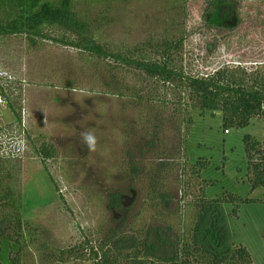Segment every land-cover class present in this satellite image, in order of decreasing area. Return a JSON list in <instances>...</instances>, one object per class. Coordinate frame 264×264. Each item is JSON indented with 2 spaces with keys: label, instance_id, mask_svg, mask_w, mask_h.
Listing matches in <instances>:
<instances>
[{
  "label": "rangeland",
  "instance_id": "1",
  "mask_svg": "<svg viewBox=\"0 0 264 264\" xmlns=\"http://www.w3.org/2000/svg\"><path fill=\"white\" fill-rule=\"evenodd\" d=\"M205 6L204 0H72L86 34L109 49L150 50L152 42L184 38L174 61L188 73L264 64V0H242L238 18L216 19L218 25L206 24ZM41 34L0 37V193L20 196L22 218L21 229L9 227L12 239H0L2 264H98L90 248L103 246L123 221V230L141 240L160 226L172 238L189 237L203 200L229 193L254 200L240 203L238 216L232 203L224 206L232 241L264 264V186L251 190L244 142L251 134L264 145L263 119L226 132L221 112L194 109L186 147L178 148L182 118L169 108L160 119L167 131L156 139L166 148L164 165L160 156L143 158L138 131L128 136L126 128L153 116L140 118L109 86L114 78L135 83L134 75L61 44L58 26L45 25ZM84 128L97 136L96 152L82 145ZM45 146L53 155L44 160L37 150ZM115 192L122 194L119 210L111 204ZM6 203L0 199V213Z\"/></svg>",
  "mask_w": 264,
  "mask_h": 264
},
{
  "label": "trees",
  "instance_id": "2",
  "mask_svg": "<svg viewBox=\"0 0 264 264\" xmlns=\"http://www.w3.org/2000/svg\"><path fill=\"white\" fill-rule=\"evenodd\" d=\"M204 1L206 24H216V19L238 18L237 9L242 0ZM45 25L64 30L65 35L58 40L61 44L72 45L99 58L111 60L115 63L113 72L124 70L134 75L135 83L114 78L109 86L111 93L124 99L129 109L138 110L140 118L153 116V122L144 120L139 125L131 120L126 128L128 136L138 131L137 136L143 143L140 148L143 158L152 154L160 156L162 164L165 162L166 148L158 146L156 139L167 131L160 119L169 108L174 110L173 114L178 113V118H182L179 127L182 138L177 144L178 148L186 147L194 123L191 114L194 109L221 112L226 131L230 127L248 126L254 118L264 121V64L249 71L239 65L224 66L206 75L192 74L183 67H177L174 61L184 38L152 42L149 44L150 50L115 51L86 34L88 24L72 10V0H0V37L20 33L43 35L41 31ZM9 106L16 113L11 103ZM16 115L21 121L20 114ZM244 142L251 190H256L264 186V145L251 134L245 135ZM37 151L44 160L53 155V151L46 146ZM199 164L203 170L208 166L205 162ZM136 167H133L134 175ZM11 195L10 191L0 193L1 201H7L4 205L6 209L0 213V239L5 235L12 239L8 233L9 227L15 225L22 228L21 214L15 204L20 196L10 200ZM111 197L112 208L121 209L122 194L115 192ZM159 197L164 200L165 194ZM246 201L254 200H244L233 193L226 194V197L205 198L189 237L176 235L172 238L170 228L160 226L155 228L154 234H147L141 240L123 230L126 228L123 221L118 225L119 230L113 228L106 234L103 246L97 249L92 247L90 251L98 264H254L250 251L232 241L224 206L225 203H232L233 214L238 216L240 203ZM69 252H74V249Z\"/></svg>",
  "mask_w": 264,
  "mask_h": 264
},
{
  "label": "clouds",
  "instance_id": "3",
  "mask_svg": "<svg viewBox=\"0 0 264 264\" xmlns=\"http://www.w3.org/2000/svg\"><path fill=\"white\" fill-rule=\"evenodd\" d=\"M80 141L83 146H85L88 152H96L98 145V138L95 133L90 129H85L79 132ZM107 154L106 152L104 153Z\"/></svg>",
  "mask_w": 264,
  "mask_h": 264
},
{
  "label": "built area",
  "instance_id": "4",
  "mask_svg": "<svg viewBox=\"0 0 264 264\" xmlns=\"http://www.w3.org/2000/svg\"><path fill=\"white\" fill-rule=\"evenodd\" d=\"M226 132H228V131H226Z\"/></svg>",
  "mask_w": 264,
  "mask_h": 264
}]
</instances>
